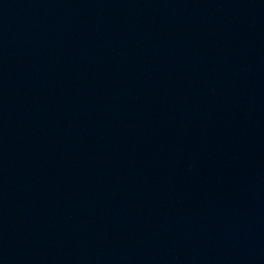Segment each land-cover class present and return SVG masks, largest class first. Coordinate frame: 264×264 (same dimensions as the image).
<instances>
[{"label": "water", "instance_id": "water-1", "mask_svg": "<svg viewBox=\"0 0 264 264\" xmlns=\"http://www.w3.org/2000/svg\"><path fill=\"white\" fill-rule=\"evenodd\" d=\"M0 264H264V0H0Z\"/></svg>", "mask_w": 264, "mask_h": 264}]
</instances>
